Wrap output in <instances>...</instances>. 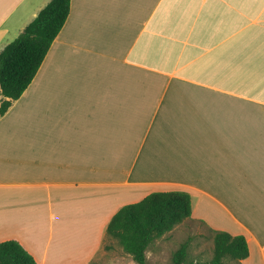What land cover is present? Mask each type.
Listing matches in <instances>:
<instances>
[{"label":"crops","instance_id":"obj_1","mask_svg":"<svg viewBox=\"0 0 264 264\" xmlns=\"http://www.w3.org/2000/svg\"><path fill=\"white\" fill-rule=\"evenodd\" d=\"M48 2L0 0V49ZM168 190L264 264V0H70L0 116V241L89 264L121 206Z\"/></svg>","mask_w":264,"mask_h":264},{"label":"trees","instance_id":"obj_2","mask_svg":"<svg viewBox=\"0 0 264 264\" xmlns=\"http://www.w3.org/2000/svg\"><path fill=\"white\" fill-rule=\"evenodd\" d=\"M70 10V0H49L19 34L0 49V116L18 99L32 81L52 41ZM191 216V198L182 190L153 191L142 199L121 206L105 229L103 249L118 250L137 264H146L153 242L169 234ZM211 230V229H209ZM213 254L204 264H241L248 256L243 235L211 230ZM187 241L172 255V264H187ZM0 264H38L17 240L0 241ZM89 264H100L92 259Z\"/></svg>","mask_w":264,"mask_h":264},{"label":"rangeland","instance_id":"obj_3","mask_svg":"<svg viewBox=\"0 0 264 264\" xmlns=\"http://www.w3.org/2000/svg\"><path fill=\"white\" fill-rule=\"evenodd\" d=\"M212 232L197 220H185L178 224L169 234L153 242L147 250L146 264H172L173 252L180 243L187 241V264H204L212 257ZM96 259L100 264H137L129 255L118 250L106 251L103 244ZM226 263L232 264L230 260Z\"/></svg>","mask_w":264,"mask_h":264}]
</instances>
